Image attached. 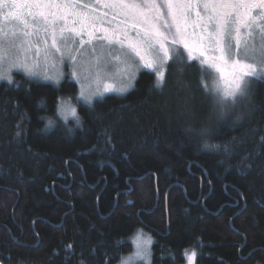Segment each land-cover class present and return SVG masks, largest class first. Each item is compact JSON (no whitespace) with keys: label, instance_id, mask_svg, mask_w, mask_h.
Wrapping results in <instances>:
<instances>
[{"label":"trees","instance_id":"trees-1","mask_svg":"<svg viewBox=\"0 0 264 264\" xmlns=\"http://www.w3.org/2000/svg\"><path fill=\"white\" fill-rule=\"evenodd\" d=\"M194 64L162 90L144 70L91 108L69 77L0 83V264H119L140 230L152 264L192 249L197 264H264V80L217 122L201 83L217 73ZM62 100L80 126L58 118Z\"/></svg>","mask_w":264,"mask_h":264},{"label":"snow or ice","instance_id":"snow-or-ice-1","mask_svg":"<svg viewBox=\"0 0 264 264\" xmlns=\"http://www.w3.org/2000/svg\"><path fill=\"white\" fill-rule=\"evenodd\" d=\"M96 2L109 11L97 15L95 7L84 0H0V81L12 85L13 68L22 69L29 77L36 76L38 65L27 62V53L33 48L39 52L41 45L45 62L52 57L53 67L57 62L68 61L70 79L80 74L79 67L91 63L85 56L94 57L97 62L100 57L116 61L106 67H114L120 74V86L105 91L120 94L134 87L135 77L142 69L155 75L154 87L162 90L170 67L183 72L199 60L202 66L207 64L221 72L222 65L228 64L233 70L231 79L225 78L223 84L215 78L211 84L201 82L212 99L209 120L220 122L239 102L250 97L254 83L264 80V0ZM43 78L52 80L49 75ZM63 78V71L58 72L54 83L59 86ZM102 98L103 93L91 87L87 92L82 90L79 97L89 108L94 99L99 102ZM70 114L80 126L75 108ZM64 119L67 122V116ZM240 119L242 116L238 115L236 120ZM52 126L53 121L49 120L47 127ZM198 134L206 137L210 129L201 128ZM204 147L221 146L205 142ZM135 255L151 264L149 249H140ZM185 255L188 264H197L196 249L185 250ZM121 264H128V260L122 259Z\"/></svg>","mask_w":264,"mask_h":264},{"label":"rangeland","instance_id":"rangeland-1","mask_svg":"<svg viewBox=\"0 0 264 264\" xmlns=\"http://www.w3.org/2000/svg\"><path fill=\"white\" fill-rule=\"evenodd\" d=\"M84 2L94 6L97 15H103L104 13L109 11L108 9L104 8L101 3H97L96 0H84ZM108 18H110V16ZM33 39H35V38L33 37ZM40 47H41V50L39 52H37L36 49L33 48L27 53V62L29 64H37L38 65V67L35 68V72L37 73V75L33 76V77H29L28 75H26V73L22 69L13 68L12 72H11L12 77H13V74L20 73V74H23L24 76H26V78L31 79V80L55 84L54 80L56 79V74L60 71H63V73H64L63 80L65 78H68L69 77L68 74L70 71V68L68 66V61L65 59L63 64H60L59 62H57L55 64V66L53 67L52 57H49L48 61L45 62V55H44V51H43V46L41 45ZM196 55H199V54L196 53ZM208 55H211V54L209 53ZM217 55H218V53H217ZM56 57H57V59L59 58L58 53L56 54ZM78 59H79V57H78ZM84 59H86V60L90 59L91 63L90 64H84L81 67H79L78 72L80 74L76 78L72 79L73 81L77 82L79 85V90H80L79 97H80L81 91L83 90V91L87 92L89 87H91L92 89L98 88L103 93V97L110 95V94L123 95L133 88V87H131L130 89H128L123 94H120L119 92H117L115 90L105 91L106 88L117 89L120 86V83H121L120 74L116 73L114 67L111 69L109 67H106V64L107 65H115L116 61L112 60L111 58H105V57H100L98 62L96 61V59L94 57L89 58V57L85 56ZM217 63H218V65L220 64V62H217ZM6 69H7V61H5V70ZM144 70H147V69H142L141 72ZM215 72L217 73V76L215 77V79L217 81H219L221 84H223L225 78H227V79L232 78L233 70H232L230 65L223 64L222 65V71L217 72L215 69ZM138 74L135 77V81L138 77ZM45 75L52 76V80L44 79L43 77ZM1 82H4V81H0V83ZM79 97H78V100L83 102L82 100L79 99ZM95 100H97V99H94L93 102ZM72 108H75V110H76V107L74 106V104L71 100H62L60 103V106H59V110H58V118L65 122L64 117L67 116V121H69V120L75 121V118L70 114V111ZM76 113H77V110H76ZM138 233H139V238H138ZM138 233L136 235H134L133 238H131V243L133 245L132 252L129 253L128 255L123 256L122 259L128 260V264H145V261L139 259L135 255V253L140 249L147 248L150 250V253H151L150 261L152 264V244H153L154 238L151 235V233H149L148 231H145V230H140ZM148 241H150V243H148ZM122 259H121V261H122ZM121 261L119 264H121Z\"/></svg>","mask_w":264,"mask_h":264}]
</instances>
